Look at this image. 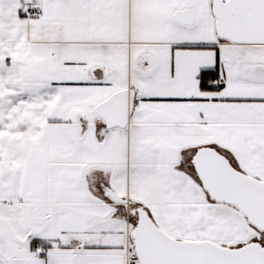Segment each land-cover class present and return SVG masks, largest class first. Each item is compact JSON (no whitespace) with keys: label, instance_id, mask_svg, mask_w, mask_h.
Here are the masks:
<instances>
[{"label":"snow or ice","instance_id":"obj_1","mask_svg":"<svg viewBox=\"0 0 264 264\" xmlns=\"http://www.w3.org/2000/svg\"><path fill=\"white\" fill-rule=\"evenodd\" d=\"M0 264H264V0H0Z\"/></svg>","mask_w":264,"mask_h":264}]
</instances>
